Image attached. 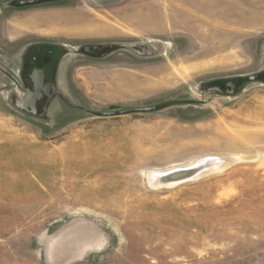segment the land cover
Masks as SVG:
<instances>
[{
    "label": "rangeland",
    "instance_id": "374dc122",
    "mask_svg": "<svg viewBox=\"0 0 264 264\" xmlns=\"http://www.w3.org/2000/svg\"><path fill=\"white\" fill-rule=\"evenodd\" d=\"M0 64V264H264V0H0Z\"/></svg>",
    "mask_w": 264,
    "mask_h": 264
},
{
    "label": "water",
    "instance_id": "95a60500",
    "mask_svg": "<svg viewBox=\"0 0 264 264\" xmlns=\"http://www.w3.org/2000/svg\"><path fill=\"white\" fill-rule=\"evenodd\" d=\"M0 69L5 72L8 73V71L5 69V67H3L0 64ZM136 110L134 109H130L127 110L126 112H134ZM193 173V170L189 169V168H176L173 170L168 171L167 173H165L164 178L161 180L162 182H166L167 180L170 181H183L185 179H188L189 177H191L190 175Z\"/></svg>",
    "mask_w": 264,
    "mask_h": 264
},
{
    "label": "bare ground",
    "instance_id": "6f19581e",
    "mask_svg": "<svg viewBox=\"0 0 264 264\" xmlns=\"http://www.w3.org/2000/svg\"><path fill=\"white\" fill-rule=\"evenodd\" d=\"M254 2V1H253ZM161 3V2H160ZM82 20V19H81ZM86 23V22H85ZM79 26V25H78ZM80 29V28H79ZM93 32V31H92ZM88 235H90V234H88ZM54 248V247H53ZM75 248V247H74Z\"/></svg>",
    "mask_w": 264,
    "mask_h": 264
}]
</instances>
